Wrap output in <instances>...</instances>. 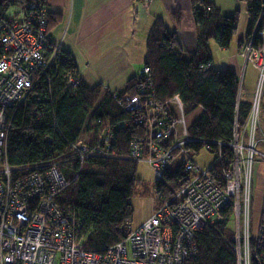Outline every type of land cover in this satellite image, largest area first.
I'll list each match as a JSON object with an SVG mask.
<instances>
[{"label": "built area", "instance_id": "obj_1", "mask_svg": "<svg viewBox=\"0 0 264 264\" xmlns=\"http://www.w3.org/2000/svg\"><path fill=\"white\" fill-rule=\"evenodd\" d=\"M151 1L143 0L144 7ZM40 2L28 3L16 18L0 12V264H186L196 255V233L220 221L227 206L233 211L236 264H249L256 156L264 179V127L260 121L264 30L257 31L256 25L239 49L243 65L251 64L257 79L247 119L242 127L234 120L229 142L191 137L178 96L157 100L150 71L143 67L137 94L120 103L126 117L95 120L92 127H98L96 134L72 144L71 151L81 166L89 158L113 155L114 131L136 128L138 135L128 143V158L147 163L154 182H160L174 163L189 176L166 204L154 206L142 224L123 226L121 241L103 253H93L84 250L77 239L79 221L72 209L56 201L69 179L53 165L13 179L4 158L3 146L10 129L7 109L18 105L40 81L50 91L57 71L54 55L58 47L53 49L47 40L48 12ZM67 78V84L76 85V79L69 74ZM238 84L240 89L239 79ZM44 99L50 103V94ZM202 143L201 149L213 155L206 169L193 162L197 153L190 149Z\"/></svg>", "mask_w": 264, "mask_h": 264}, {"label": "trees", "instance_id": "obj_2", "mask_svg": "<svg viewBox=\"0 0 264 264\" xmlns=\"http://www.w3.org/2000/svg\"><path fill=\"white\" fill-rule=\"evenodd\" d=\"M242 1L248 37L256 25L257 31L264 30V16L260 17L264 0ZM19 2L25 7L28 4L23 0H0V12L9 16L8 9ZM40 4L44 6V0ZM191 7L198 31L195 51L186 54L175 35L166 30L160 19H155L146 38L143 67L150 71L157 100L177 95L185 116L201 109L188 126L191 137L227 143L232 138L234 120L239 127L246 121L250 101L238 97L242 87L239 89L236 74L212 67L208 41L213 40L221 49L228 48L239 15L234 12L222 16L208 0H191ZM47 15L49 28L54 20ZM54 64L57 71L50 82V91L40 81L18 105L7 109L10 129L3 146L4 158L13 179L50 165L69 179L68 187L57 195L56 201L74 212L79 221L77 239L84 250L103 253L122 240L121 228L132 222L131 199L142 181L136 175L137 162L128 158V143L138 131L136 128L114 131L113 155L89 158L81 166L71 146L87 133L96 134L98 127H92L95 120L124 119L126 113L120 103L137 94L141 76L131 78L119 91H109L100 85L88 88L82 83L71 56L59 48ZM68 74L77 80L76 85L67 84ZM48 93L50 103L44 99ZM203 144L190 149L198 153ZM188 180L181 165L172 164L164 178L154 182L155 205L166 204ZM232 212L231 206L225 207L220 221L196 233V255L186 264H236L234 229L229 227L233 223ZM258 225L257 234L249 239V264H264V211Z\"/></svg>", "mask_w": 264, "mask_h": 264}, {"label": "crops", "instance_id": "obj_3", "mask_svg": "<svg viewBox=\"0 0 264 264\" xmlns=\"http://www.w3.org/2000/svg\"><path fill=\"white\" fill-rule=\"evenodd\" d=\"M208 1L222 16L238 12L228 48H217L213 40L208 46L212 67L239 76L243 64L239 49L247 29L245 4L242 0ZM44 7L54 20L47 31L48 42L69 53L78 78L88 88L100 85L104 90L119 91L140 73L146 38L155 19L175 35L186 54L196 49L198 31L191 0H152L147 7L143 0H44ZM252 206L253 231L258 218L254 213L262 211L261 197Z\"/></svg>", "mask_w": 264, "mask_h": 264}, {"label": "rangeland", "instance_id": "obj_4", "mask_svg": "<svg viewBox=\"0 0 264 264\" xmlns=\"http://www.w3.org/2000/svg\"><path fill=\"white\" fill-rule=\"evenodd\" d=\"M24 4L26 2L31 3L35 2V0H23ZM25 11V6H22V4L16 3V5L11 6L8 9V14L11 17L17 16V12ZM16 18V17H15ZM50 44V43H49ZM51 47L54 49L56 45L50 44ZM57 47V46H56ZM218 48V46H217ZM216 54V53H214ZM239 81L241 80V87L242 92L238 94V97L242 100H249L251 101V96L253 93V90L255 88L256 79H257V73L255 68L251 64L243 65L239 72ZM201 112L200 108L195 109L192 113H190L187 116V122L190 124ZM260 121L262 127H264V95L261 97L260 101ZM91 133H87L84 135L83 139L87 140L91 137ZM193 162L198 165L200 168L206 169L208 168L213 160V155H211L209 152L205 151L204 149H201L197 154H195L192 158ZM255 162L253 163L252 167V203H255L257 200L260 199L262 201V209H264V179H262L261 175L259 174L260 171V165L257 160H259V157L256 156ZM136 175L137 177L142 181L141 187L136 191L134 196L131 199V204L133 208V217L131 222V227L136 228L140 224H142L146 219H148L151 216V208L153 204V208L155 206V192H154V175L153 170L151 167L145 163V162H138L137 163V169H136ZM253 209V206H252ZM261 212L259 211L256 214V221L255 224H253V231L251 227V235H256L258 230L260 229L258 222L261 217ZM252 215V212H251ZM252 218V217H251ZM252 221V219H251ZM233 223H230L229 227L234 229V221Z\"/></svg>", "mask_w": 264, "mask_h": 264}]
</instances>
